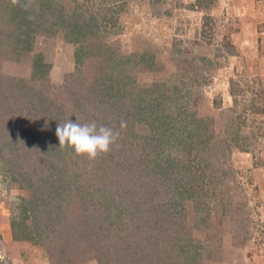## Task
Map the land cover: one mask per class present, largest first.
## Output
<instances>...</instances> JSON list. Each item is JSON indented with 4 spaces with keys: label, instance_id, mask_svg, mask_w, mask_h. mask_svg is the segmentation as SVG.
<instances>
[{
    "label": "rangeland",
    "instance_id": "1",
    "mask_svg": "<svg viewBox=\"0 0 264 264\" xmlns=\"http://www.w3.org/2000/svg\"><path fill=\"white\" fill-rule=\"evenodd\" d=\"M204 2L0 0V264H264V0ZM77 118L117 143L60 148Z\"/></svg>",
    "mask_w": 264,
    "mask_h": 264
},
{
    "label": "clouds",
    "instance_id": "2",
    "mask_svg": "<svg viewBox=\"0 0 264 264\" xmlns=\"http://www.w3.org/2000/svg\"><path fill=\"white\" fill-rule=\"evenodd\" d=\"M127 127L126 121H121L120 129ZM56 136L60 148H72L76 155L95 161L100 155L107 154L117 143L120 131L105 125L98 126L94 121L80 123L68 120L57 125Z\"/></svg>",
    "mask_w": 264,
    "mask_h": 264
},
{
    "label": "trees",
    "instance_id": "3",
    "mask_svg": "<svg viewBox=\"0 0 264 264\" xmlns=\"http://www.w3.org/2000/svg\"><path fill=\"white\" fill-rule=\"evenodd\" d=\"M211 1V0H210ZM196 2H197V4L199 3V4H202V3H205L204 2V0H196ZM159 85H158V83H156L155 85H152L151 87H143L142 88V90L143 91H145V92H147V93H149V92H154L155 91V89L158 87ZM100 91H102V89L100 90ZM127 94H131V92H126ZM118 95H120V94H118ZM122 95V97L124 96V93L123 94H121ZM116 96V95H115ZM103 103V102H102ZM106 103V102H105ZM112 103V102H111ZM56 192V191H55ZM54 198V200H56V197H53ZM54 200H51V199H47L45 202H46V206H44V209H46V212H47V222L50 224L49 225V227H50V232H51V234H53V236L51 237V239L52 238H55V246H54V250H56V251H58L59 252V254H58V256L60 257L59 258V260L60 259H62V258H65L66 260H69V258L71 257L70 255H69V251H73V249H74V245L75 244H77L78 243V237L80 236V233L82 232V231H77L78 232V234H75L76 233V231L75 230H73V232L71 231V232H68V233H65L63 236H57L58 234H61V231H62V229H61V224L59 223V221L56 219V217H54V218H51V216H50V211H49V209L50 208H55L56 207V204H55V202L56 201H54ZM24 202L25 203H32V200H29V199H24ZM33 204V203H32ZM34 208V207H33ZM30 208L28 207V206H26V207H23V210H24V212H27V213H29L30 212V210H29ZM36 209V211H40V210H43V209H38L37 207H35L33 210H35ZM27 213H26V215H25V217L21 220V221H16V220H13L12 222H11V226H12V232H13V237H14V239H16V240H21V239H23V240H28V241H32V240H34L35 238L34 237H32V236H29V235H25V234H22V233H19L18 232V229L19 228H22V231H25L26 229H28V228H31L32 227V225H28V223H27V219L28 218H30L31 217V212L27 215ZM40 215V214H39ZM59 215H57V217H58ZM44 217V216H43ZM42 218V217H41ZM38 221V223H36ZM39 218H38V212L37 213H35V215H34V221H33V225H34V223H35V228H37L38 230H40L39 229ZM56 223H59L60 225H57ZM94 223H91V224H89V223H87V225H85L83 228V231H85V232H87L86 231V227H88V228H93V231H95L96 229H95V224L93 225ZM63 231H66L65 229L63 230ZM90 231V230H89ZM91 234V233H90ZM88 235V234H87ZM89 236V235H88ZM90 241H91V239H90ZM101 249H99V251H100ZM102 251V250H101ZM96 257V259H97V261H98V263L99 264H102V262H103V260H102V258L100 257V256H95ZM53 263H54V261H52Z\"/></svg>",
    "mask_w": 264,
    "mask_h": 264
},
{
    "label": "crops",
    "instance_id": "4",
    "mask_svg": "<svg viewBox=\"0 0 264 264\" xmlns=\"http://www.w3.org/2000/svg\"><path fill=\"white\" fill-rule=\"evenodd\" d=\"M7 231V230H6Z\"/></svg>",
    "mask_w": 264,
    "mask_h": 264
}]
</instances>
